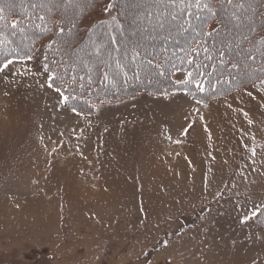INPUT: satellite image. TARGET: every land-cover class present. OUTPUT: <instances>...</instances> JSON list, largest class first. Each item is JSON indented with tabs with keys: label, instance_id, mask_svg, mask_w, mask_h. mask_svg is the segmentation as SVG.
<instances>
[{
	"label": "rangeland",
	"instance_id": "rangeland-1",
	"mask_svg": "<svg viewBox=\"0 0 264 264\" xmlns=\"http://www.w3.org/2000/svg\"><path fill=\"white\" fill-rule=\"evenodd\" d=\"M166 3H124L122 43L165 42L171 12L147 14ZM48 39L0 66V264H264V79L208 103L141 92L84 114L49 84Z\"/></svg>",
	"mask_w": 264,
	"mask_h": 264
},
{
	"label": "trees",
	"instance_id": "trees-1",
	"mask_svg": "<svg viewBox=\"0 0 264 264\" xmlns=\"http://www.w3.org/2000/svg\"><path fill=\"white\" fill-rule=\"evenodd\" d=\"M44 1L0 0V66L33 58L40 41L49 38L42 57L49 84L79 113L141 92L183 91L208 103L264 79V0H165L163 9L147 16L171 12L162 24L169 39L151 51L122 43L132 21L124 3L132 0H77L69 8L64 3L74 0H49L47 7ZM177 24L179 30L172 31ZM183 33L186 37L177 41ZM227 35H240L239 41L223 44ZM130 43L144 44L132 37ZM151 73L159 81H152ZM254 220L264 228V207Z\"/></svg>",
	"mask_w": 264,
	"mask_h": 264
},
{
	"label": "snow or ice",
	"instance_id": "snow-or-ice-1",
	"mask_svg": "<svg viewBox=\"0 0 264 264\" xmlns=\"http://www.w3.org/2000/svg\"><path fill=\"white\" fill-rule=\"evenodd\" d=\"M197 6H198V7L200 6V5H199V2H198V4H197ZM203 7H204V8H207V7H208V5H207V4H204V5H203ZM61 31H63V29H61ZM209 35H211V33H209ZM220 55H221V56H223V55H224V53H223V52H221V53H220ZM29 58H30V57H29ZM9 63H10V62H9ZM5 67H7V64L5 65ZM46 67H47V66H46ZM234 67H235V66H234ZM189 75H191V74L189 73ZM50 79H51V77H50ZM50 86H51V85H50ZM56 91H57V92H60V89H59V88H57V89H56ZM61 95H63V93H61ZM63 99H64V100H67V99H68V97H67V96H64V97H63ZM253 215H255V212H253Z\"/></svg>",
	"mask_w": 264,
	"mask_h": 264
}]
</instances>
